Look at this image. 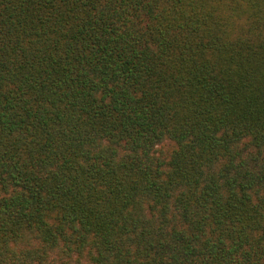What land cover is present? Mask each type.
<instances>
[{
  "label": "trees",
  "instance_id": "obj_1",
  "mask_svg": "<svg viewBox=\"0 0 264 264\" xmlns=\"http://www.w3.org/2000/svg\"><path fill=\"white\" fill-rule=\"evenodd\" d=\"M0 264H264V0H0Z\"/></svg>",
  "mask_w": 264,
  "mask_h": 264
}]
</instances>
